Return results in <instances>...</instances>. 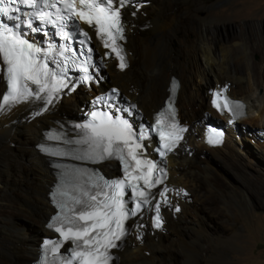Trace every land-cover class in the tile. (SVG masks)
Returning a JSON list of instances; mask_svg holds the SVG:
<instances>
[{
	"label": "bare ground",
	"instance_id": "1",
	"mask_svg": "<svg viewBox=\"0 0 264 264\" xmlns=\"http://www.w3.org/2000/svg\"><path fill=\"white\" fill-rule=\"evenodd\" d=\"M144 1L145 9L141 8L144 16L137 12L134 16L125 13L123 17L126 28L124 46L130 53L127 56L128 68L118 72L106 58V74L108 80L134 100L136 107L146 116L159 106L166 95L169 76L178 78L176 104L179 116L187 121L185 123L191 131L188 130L181 146L188 149L169 157L168 182L184 187L191 196L194 195V201H200L203 195L212 192L215 176L211 167H199L197 164L213 157L233 168L239 166L236 170L247 185L256 184L263 189L260 168L264 167V160L258 152L264 153V140L256 144L253 151V148H245L243 135L246 132L257 135L258 129H264V71L250 55L264 39V23L250 24L248 34L240 31L219 38L217 34L213 35L216 33L214 30L185 25L177 7L187 5L189 0ZM254 5L250 11L245 7L247 11L242 12L254 14ZM262 51L264 55V47ZM172 68L178 72L170 70ZM218 77L228 81L231 96L243 100L246 115L239 123L226 128L221 145L209 148L197 141L193 132L199 131L204 122L215 116L208 107L204 88L211 87L213 81L220 79L216 80ZM2 90L0 77V94ZM88 96L76 88L72 94L61 95L58 101L47 105V110L39 114L33 115L39 104L35 99L0 111V264H26L35 255L40 231L47 233L43 223L51 209L46 201V192L53 178L45 158L34 146L41 139L42 127L52 125L53 120L59 118L58 114L66 111L65 108L74 107L76 111ZM186 104L190 105L184 108ZM36 123L38 125L35 126ZM242 123L253 127L243 126L242 132ZM2 150L7 155L3 156ZM188 151L191 152L190 157H187ZM238 159H252V162L246 160L244 166ZM173 201L180 204V211L178 214L163 211L164 231H145L140 243L130 238L117 252L119 264H197L195 244L202 246L203 243L195 237L190 241L183 239L185 233L181 229L187 221H193L190 228L201 230L204 228L203 218L193 215L196 211L187 198L171 199ZM190 213L193 218L189 220ZM23 217L36 225L33 231L23 229L19 222ZM182 245H185L184 254L180 251Z\"/></svg>",
	"mask_w": 264,
	"mask_h": 264
},
{
	"label": "snow or ice",
	"instance_id": "2",
	"mask_svg": "<svg viewBox=\"0 0 264 264\" xmlns=\"http://www.w3.org/2000/svg\"><path fill=\"white\" fill-rule=\"evenodd\" d=\"M125 7L139 10L141 5L139 0H0V77L5 86L4 93L0 95V111L32 99L51 105L65 90L75 91L80 84L96 82L94 72L90 71L95 67L91 37L81 24L93 29L103 47L109 49L105 56L114 55L119 61L118 67L126 69L128 62L121 43L126 30L122 14ZM24 8L34 11L25 12ZM132 14L136 15V12ZM35 34H42L45 39L37 40ZM75 71L80 75L73 78L69 73ZM177 86L173 81V93ZM214 95L217 98L223 96V90ZM119 97L117 89H112L106 96L96 97L86 121L74 125L79 130V139L65 141L68 145H82L80 151L89 159H119L124 176L104 180L95 172L81 174V179L85 180L82 187L89 188V191L82 193L84 198L74 199V208L70 209L79 210L80 214L67 221L70 225L67 231L55 228L63 240H71L75 248L62 253V242H44L46 250L59 254V264H110V250L118 247L117 241L127 234L125 221L146 209L155 211L152 218L155 228L163 225L160 209L170 203V190L164 187L153 192L152 189L163 185L167 175L163 173V178L156 177L157 165L140 158L143 156V141L151 132L159 133L163 141L159 154L166 156L175 149L182 139L180 134L186 129L179 127L178 123H169L175 120L170 100L167 108L155 116L154 124L143 125L137 131L131 122L135 118L136 106L121 107ZM212 103L220 111H233V103L227 97H224L223 105L217 99ZM100 105L104 106L103 109ZM234 106L243 108L239 102ZM165 128L171 130L165 134ZM216 135L222 136V133ZM208 142L220 141L209 136ZM129 191L131 197L127 195ZM157 197L161 199L157 200ZM133 201L134 209L129 206ZM64 207L61 205L62 210ZM175 211L179 212V207ZM53 219L60 221L61 217ZM48 227L52 228L53 224ZM44 264H48L47 260ZM53 264L57 261L54 260Z\"/></svg>",
	"mask_w": 264,
	"mask_h": 264
},
{
	"label": "rangeland",
	"instance_id": "3",
	"mask_svg": "<svg viewBox=\"0 0 264 264\" xmlns=\"http://www.w3.org/2000/svg\"><path fill=\"white\" fill-rule=\"evenodd\" d=\"M252 4H255L256 7L254 14L242 12V10L247 11L246 8L250 11L253 8L251 7ZM142 9L144 10L145 6ZM177 11L182 15L185 25L193 24L208 28L210 31L214 30L216 33L213 35L216 36L217 34L219 38H226L240 31L248 34L250 24L262 25L264 23V0H256V2L252 0H189L187 5L178 6ZM263 47L264 39L260 41L255 50L250 52L252 60L258 64L257 66L262 71H264ZM133 48L135 49V45ZM239 64H242V61ZM170 70L178 72L173 68ZM216 80L221 82L224 79L218 77ZM108 81L107 78L106 84L109 83ZM214 83L216 82L213 81L212 85ZM112 85L114 84L112 83ZM208 88L207 86L204 90ZM259 92L261 93L262 90L260 89ZM189 105L186 104L184 108ZM194 105L195 103L192 104L193 107ZM190 107L187 110H190ZM64 110L66 111L62 112L61 115L58 114L57 117L70 118L76 112L74 107ZM247 125L249 123L241 124L242 132L244 131L242 127ZM39 127H42V124ZM45 127L46 125L42 128ZM249 127H253L252 124ZM259 131H264V129H258V136L249 132L244 133L245 148H253L255 151L256 144L263 142L264 133L261 134ZM207 153L210 156L211 152L208 149ZM258 153L261 160H264V153L261 151ZM1 154L7 155L3 150ZM246 160L252 162V159ZM246 160L238 159L244 166ZM197 165L211 167L215 176V180H212V192H207L200 201H194V195H192L193 197L190 194L187 196L188 201L192 203L196 211L193 212V215H201L204 221V228L201 230L190 228L194 223L193 221H187L181 229L185 233L183 239L190 241L195 237L203 243L202 246L195 244L196 253H198L197 264H264V187L261 189L256 184L247 185L243 181L244 177L236 170L239 166L233 168L225 161L217 158H207L202 164ZM260 175L264 179V167L260 168ZM193 215L190 213L189 220L193 218ZM19 222L27 232L33 231L36 227L25 217L19 218ZM45 234V232L40 231L38 237ZM182 246L180 251L184 254L185 245ZM175 254L179 255V259H182L178 252L175 251ZM33 256L34 254L31 259Z\"/></svg>",
	"mask_w": 264,
	"mask_h": 264
},
{
	"label": "clouds",
	"instance_id": "4",
	"mask_svg": "<svg viewBox=\"0 0 264 264\" xmlns=\"http://www.w3.org/2000/svg\"><path fill=\"white\" fill-rule=\"evenodd\" d=\"M139 1H142V2H144L143 0H139ZM145 3L146 2H144V5H145ZM143 5V6H144ZM142 6V7H143ZM143 12V11H142ZM127 14V15H129V16H131L129 13H128V11L126 10V9H123L122 10V14H123V17H124V14ZM143 14L145 15V13L143 12ZM144 15H142V16H144ZM125 37H126V34H125ZM127 50V49H126ZM128 51V50H127ZM128 55H130V53H129V51H128ZM127 55V56H128ZM128 61V60H127ZM128 66H129V62H128ZM128 68V67H127ZM126 68V69H127ZM125 70V69H124ZM104 74V73H103ZM170 77H173V78H175L176 80H177V82H178V86H179V80H178V78L177 77H175V76H173V75H170L169 76V78H168V81H167V86H168V83H169V81H170ZM106 79H107V77H106ZM106 79H105V81H106ZM224 81H226V80H222L221 82H216V83H214L211 87H209L208 89H206L205 91H204V93H205V95L207 96V104H208V107H209V109H211L212 111H213V113H214V115L215 116H213L212 118H210L209 120H207L206 122H204L203 123V125H202V127H200V130L199 131H194L193 132V135L195 136V139L197 140V141H200V143H202V144H204L206 147H209V148H214V147H217V146H219V145H221V143H222V140H223V138H224V135L227 133V131H226V128L227 127H231L232 126V124H237V122H239V120H241L243 117H245V115H246V110H245V103L243 102V100H241V99H237V98H234L233 96H231V94L228 92V97H230L231 99H234V100H237V101H239V102H241L242 104H243V109H244V114H242V115H240L236 120H234V122H231L230 124L229 123H227L226 122V119H225V117L224 116H221L219 113H218V111H216V110H214L213 108H211V105L209 104V102H210V94H209V91L210 90H212V89H214V87L216 86V84H222ZM108 82H110V81H108ZM228 82V81H227ZM167 86H166V89H167ZM228 86H229V84H228ZM228 86H227V90H228ZM179 88V87H178ZM165 89V90H166ZM178 91V90H177ZM166 94H167V90H166ZM166 96V95H165ZM164 96V97H165ZM163 97V98H164ZM176 97H177V93H176ZM175 107L177 108V104H176V100H175ZM157 108V107H156ZM177 117H178V119H179V122L180 123H185V122H187L185 119H182L180 116H179V111H178V108H177ZM222 123V124H221ZM200 124H202V123H200ZM208 125H210V126H219V127H221L222 128V136H221V138L219 139V143H217V144H211V143H207V142H205L203 139H202V136H203V134L205 133V131H206V128H207V126ZM185 126H186V131H185V136L183 137V141H182V143L184 144L185 143V140H186V136H187V134H188V130H189V125L188 124H186L185 123ZM189 131H191V130H189ZM261 134H263L264 133V131H259ZM252 142H253V139L251 140ZM182 144V145H183ZM181 145V146H182ZM188 149V147H178V148H176V154H177V152L178 151H182V150H187ZM191 154V152L190 151H188V156ZM173 156H176V155H170L169 157H173ZM104 169H103V171H102V173L105 175V176H111V175H113V174H115V172H114V169H113V167L111 166V164H110V162L108 161V162H106L105 164H104V167H103ZM168 172H169V169H168ZM175 187H177V186H175ZM180 187V189H182V190H184L185 191V195L184 196H182V197H178V198H184L185 197V199L187 198V196L189 195V192L184 188V187H181V186H179ZM188 199V198H187ZM49 206V205H48ZM176 207H179V209H180V204L179 203H177V201H173V202H171L170 203V205H167V206H163L161 209H160V214H161V216L163 217V225H164V221H165V219H164V215H163V211H168V212H170L171 214H178L179 212H177V211H175L174 209L176 208ZM166 208V210H164ZM51 209V208H50ZM51 213V212H50ZM49 213V214H50ZM48 216V215H47ZM47 218V217H46ZM45 221V220H44ZM44 224V223H43ZM163 225H162V227L161 228H159V229H157V228H152V225H151V223H150V220L148 219L147 221H146V224L144 225V227H143V235L141 236V238H140V241H137V242H141L142 241V239H143V236H144V234H145V231H148V232H150V233H152V232H155V231H164V227H163ZM44 228V227H43ZM45 229V228H44ZM46 230V229H45ZM47 231V230H46ZM49 235H51L48 231H47V233L44 235V237L45 236H49ZM43 238V237H42ZM41 239V238H40ZM132 239H134V238H132ZM135 240V239H134ZM136 241V240H135ZM35 256V255H34ZM34 259V257L32 258V259H30L26 264H28L31 260H33ZM118 260H119V256H118Z\"/></svg>",
	"mask_w": 264,
	"mask_h": 264
},
{
	"label": "water",
	"instance_id": "5",
	"mask_svg": "<svg viewBox=\"0 0 264 264\" xmlns=\"http://www.w3.org/2000/svg\"><path fill=\"white\" fill-rule=\"evenodd\" d=\"M100 73H101V71H100ZM102 75H103V73H102ZM42 237H44V235L43 236L40 235V238H42Z\"/></svg>",
	"mask_w": 264,
	"mask_h": 264
}]
</instances>
